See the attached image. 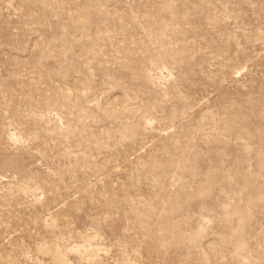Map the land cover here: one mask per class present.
<instances>
[{
  "label": "rangeland",
  "instance_id": "obj_1",
  "mask_svg": "<svg viewBox=\"0 0 264 264\" xmlns=\"http://www.w3.org/2000/svg\"><path fill=\"white\" fill-rule=\"evenodd\" d=\"M0 264H264V0H0Z\"/></svg>",
  "mask_w": 264,
  "mask_h": 264
},
{
  "label": "bare ground",
  "instance_id": "obj_2",
  "mask_svg": "<svg viewBox=\"0 0 264 264\" xmlns=\"http://www.w3.org/2000/svg\"><path fill=\"white\" fill-rule=\"evenodd\" d=\"M170 25H171V24H170ZM123 61H124V60H123ZM12 134H13V133H12ZM12 136H13V135H12ZM14 137H15V136H14ZM17 137H18V136H17ZM17 137H16V139H17ZM9 138H10V137H9ZM12 138H13V137H12ZM13 139H14V138H13ZM83 247H84V245H83ZM44 249H45V248H44ZM76 249H77V248H76ZM79 249H80V246H79ZM53 250H54V249H53ZM53 252H54V251H53ZM58 253H59V252H58ZM55 255H56V254H55ZM59 259H60V258H59ZM59 259H58V260H59ZM62 262H63V261H62ZM62 262H61V263H62Z\"/></svg>",
  "mask_w": 264,
  "mask_h": 264
}]
</instances>
